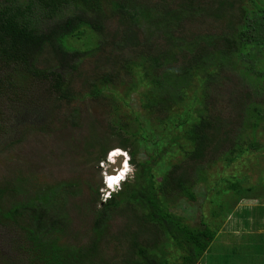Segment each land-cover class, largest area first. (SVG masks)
Segmentation results:
<instances>
[{"label": "trees", "instance_id": "1", "mask_svg": "<svg viewBox=\"0 0 264 264\" xmlns=\"http://www.w3.org/2000/svg\"><path fill=\"white\" fill-rule=\"evenodd\" d=\"M112 20L120 28L113 33L106 29ZM91 54L105 69L85 77L82 95L104 107L103 122H87L73 102L81 56ZM231 74L256 95L229 97L237 120L220 113V83ZM64 102L73 126L89 131L85 160L105 161L115 137L133 173L105 200L92 182L78 214L92 217L83 235L72 234L68 206L79 180L41 184L28 172L1 175L0 264H197L220 226L202 218L192 224L194 214L174 207L234 192L228 217L240 200L261 197L235 169L233 180L214 167H232L262 148L264 0H0V152L31 130H49ZM156 130L165 134L160 141ZM120 215L127 221L116 231Z\"/></svg>", "mask_w": 264, "mask_h": 264}, {"label": "rangeland", "instance_id": "2", "mask_svg": "<svg viewBox=\"0 0 264 264\" xmlns=\"http://www.w3.org/2000/svg\"><path fill=\"white\" fill-rule=\"evenodd\" d=\"M106 29L113 33L120 28L118 22L116 20H112L108 22ZM87 36L88 35H83L82 38H85L84 40H86ZM69 40L80 51L87 49L85 43L79 42L80 39L72 38ZM92 57V54L89 56H81L83 59L82 63H84L77 71L80 72V78L78 77L77 81L75 80V90L77 93L78 91L80 92V97L78 100H74L73 102L75 103L74 106L81 108V114L87 120V122H89L90 117L103 122L102 120L106 121L109 118L104 107L96 102L94 98L83 96L85 94V86L83 85L85 77H91L94 72H96V68L97 72H101L105 69V65L104 63L100 62V56L98 54H95V56L93 58ZM47 59H49L48 53L44 55L41 61V67L47 66V63H45ZM220 84H222L220 94L224 101V104L220 105V107L223 109V111L220 113L223 114L222 116L225 118L231 115L232 119L237 120L236 115L232 114V110L229 108V97H237L238 94H242L245 97L247 93H251L252 97H255V88L251 89L250 84H246L244 79L238 78V76L232 74L229 76L228 80ZM124 110L128 111L127 108H124ZM104 126V123L97 124L95 128H97L99 132L104 128ZM261 132L262 134L260 133L257 135V139L262 146L261 149H254L248 153H245L244 156L238 160V162L232 163V167H227L225 162L219 161L214 167V170L221 172L223 176L227 175L235 180V178L232 177L233 172L231 171V169H235V173L238 174V178H240L244 185L246 186L252 184L251 186L254 188L253 191H256L257 194L262 197L258 199L264 200V126L262 127ZM88 133L89 131L86 126H84L83 129L73 126L71 108L67 105V102H64L60 107L56 119L49 130L40 132L31 130L26 134L25 138L20 143L10 147L4 152H0V176H9L17 171H21L24 173L28 172L31 177L35 179L36 183L41 184L51 183L56 180H69L74 181L75 183L79 180L78 188L76 191H74V195L70 197L71 202L68 204V206L71 205V217L74 221V223H72V225H74L72 228V234L82 233L83 235L85 229L88 227V223L92 219V217L78 215L80 211L85 209L83 203H86V201L91 198L92 191L90 188L92 182L93 184H96V187L100 186L101 197L103 200H105L113 190H118L122 185V182L133 173V169L129 163V169L124 178L118 182V185L113 186L112 189H109L105 182L107 180L109 169L108 157L111 151L113 152L114 150H109L105 161L98 163L95 160H85L84 156L86 155L83 154L85 142L82 140L84 136L88 135ZM153 134H155L157 140L160 141L163 139L161 135L164 133L161 134L159 130H156L155 133L153 131L152 135ZM157 140L156 142H158L159 146L161 147L160 144H164L163 141L159 142ZM111 144L112 147L119 148V139L114 137L111 139ZM142 148L145 149L144 147ZM122 150L127 153L128 157L130 158L129 152L125 151L124 149ZM160 153H162L161 159L165 161L167 154H165V150L162 147L160 151H158V155ZM95 157V154H93L90 158L95 159ZM111 158L112 154L110 155V161ZM231 194V192L227 193L225 196L226 198L224 197L222 200H220L221 196L215 195L216 202L212 203L209 201L212 195L210 192H208V194L205 193L199 195V200L195 203L182 201L181 204L174 207L173 210L179 214H194L195 216L194 218L192 217L193 220L191 221L192 224H199L202 218L209 222L213 228L217 229V227L220 226L218 229L224 231L227 229L235 231V226H237V224L244 225L245 229L244 233L241 234V237L244 238L246 236L248 239L241 241L242 245L246 248L249 247L251 250H256V244H258L261 245L263 248L262 251L264 252V245L261 244L260 241L256 243L255 239L251 240V234H254V231L264 223V220L261 221L255 218L259 216L264 217V214L250 216L247 211H251L254 205L244 204L241 208H236V212L231 213L227 217V215L230 213V210L228 211L226 209L231 203H233V201L229 199V196L234 198L237 197L234 192L232 195ZM75 205L79 206L80 208L74 207ZM257 206H264V203L261 202L257 204ZM257 209H264V207H257ZM212 213H215L217 216H213ZM126 221L127 220L124 215H120L118 218H116L113 223L115 230H120L125 225ZM225 225L228 226L227 229H225ZM151 229V227L148 228V230ZM232 233H226L222 236L227 237V239L230 241L232 239L238 240V235ZM217 242L219 244H217ZM220 242L221 238H218L213 245V247L222 246L218 249L216 254L225 253L227 250H229L228 247H231L235 244L225 243L224 246ZM228 244L230 245L227 247ZM237 245L238 244H235V246ZM108 246L110 247L111 255H113L112 252L114 246ZM107 258L111 260V257Z\"/></svg>", "mask_w": 264, "mask_h": 264}, {"label": "crops", "instance_id": "3", "mask_svg": "<svg viewBox=\"0 0 264 264\" xmlns=\"http://www.w3.org/2000/svg\"><path fill=\"white\" fill-rule=\"evenodd\" d=\"M253 199H243L240 200L238 202V205L235 207L236 208H241L244 204H248V205H254L253 209L251 211H247V213L250 216H257L259 214H264V209H257V207H264V206H257V204L263 202L264 200H259L258 198H262V197H257L254 196L252 197ZM236 212V211H234ZM255 219L258 220H264V217H257ZM225 229L228 228V226H224ZM244 225H238L235 226V231L234 230H218L216 237L214 239V241L212 242L211 246L209 247V249L206 251V253L204 254V256L200 259V261L197 264H264V252L262 251V247L261 245L256 244V250H251L249 247L246 248L242 245L241 241L248 239V237H241V234L244 233ZM233 232V233H232ZM254 234H251V240L255 239L256 243L258 241L261 242V244L264 245V223L261 224L257 230L254 231ZM236 234L238 235V240L237 239H232L231 241L227 239V237H223V234ZM218 238H221V244L224 245L225 243H235L238 244L237 246L232 245L231 247H228L230 244L227 245V247L229 248V250H227L225 253L223 254H216L218 249L221 248L222 246L219 247H213V245L215 244L216 240ZM246 243V242H245ZM217 244H219L217 242ZM225 246V245H224ZM215 254H214V253Z\"/></svg>", "mask_w": 264, "mask_h": 264}, {"label": "bare ground", "instance_id": "4", "mask_svg": "<svg viewBox=\"0 0 264 264\" xmlns=\"http://www.w3.org/2000/svg\"><path fill=\"white\" fill-rule=\"evenodd\" d=\"M119 154H123V155L126 154L127 155V153H125L122 149L114 150L113 153H112L111 161L112 162H115L116 156L119 155ZM109 160H110V158H109ZM128 169H129V163H125V165L119 171V174H116V173L115 174H109L108 173L107 174V181L108 182L110 181L111 178L118 177V179L111 180V183H109V184L115 185V183L120 182V180H122L124 178V176L127 173Z\"/></svg>", "mask_w": 264, "mask_h": 264}, {"label": "water", "instance_id": "5", "mask_svg": "<svg viewBox=\"0 0 264 264\" xmlns=\"http://www.w3.org/2000/svg\"><path fill=\"white\" fill-rule=\"evenodd\" d=\"M125 163H129L128 156L125 154H119L116 156L115 162L109 163V174H119V171L122 169V167L125 165Z\"/></svg>", "mask_w": 264, "mask_h": 264}, {"label": "clouds", "instance_id": "6", "mask_svg": "<svg viewBox=\"0 0 264 264\" xmlns=\"http://www.w3.org/2000/svg\"><path fill=\"white\" fill-rule=\"evenodd\" d=\"M115 149H121V148H115ZM115 149H113V150H115ZM113 152L111 151V153L109 154V157H108V161H109V163H110V160H109V158H110V155L112 154ZM130 158L128 157V160H129ZM113 179H118V177H114V178H111L110 179V181L109 182H111V180H113ZM106 182V185H107V187L109 188V189H112L113 188V186H116V185H118V182L117 183H115V185H111V184H109V182L106 180L105 181ZM114 191V190H113ZM110 195V194H109Z\"/></svg>", "mask_w": 264, "mask_h": 264}, {"label": "snow or ice", "instance_id": "7", "mask_svg": "<svg viewBox=\"0 0 264 264\" xmlns=\"http://www.w3.org/2000/svg\"><path fill=\"white\" fill-rule=\"evenodd\" d=\"M109 183H111V182H109Z\"/></svg>", "mask_w": 264, "mask_h": 264}]
</instances>
